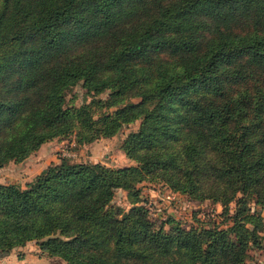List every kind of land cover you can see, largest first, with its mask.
Listing matches in <instances>:
<instances>
[{"label":"trees","instance_id":"1","mask_svg":"<svg viewBox=\"0 0 264 264\" xmlns=\"http://www.w3.org/2000/svg\"><path fill=\"white\" fill-rule=\"evenodd\" d=\"M80 83L92 100L69 104ZM137 120L121 145L132 165L63 158L26 187L0 183V252L37 241L69 264H244L262 246L250 204H264V0H0V168ZM148 179L224 213L235 202L232 224L167 230L138 205Z\"/></svg>","mask_w":264,"mask_h":264},{"label":"rangeland","instance_id":"2","mask_svg":"<svg viewBox=\"0 0 264 264\" xmlns=\"http://www.w3.org/2000/svg\"><path fill=\"white\" fill-rule=\"evenodd\" d=\"M107 93L97 95L105 98ZM92 94H88L82 83L73 87L68 92L69 104L80 106L92 100ZM141 121L124 125L121 130L109 138H100L92 143L79 144L75 135L67 139H55L49 145H43L37 152L20 162L11 161L5 167L0 168V183H17L26 187L35 177L50 164L58 163L63 158L72 162H101L111 167H126L134 164L130 160L121 145L129 133L138 130ZM140 190V202L149 211V215L158 225H165L167 230L171 224L166 223L172 218L184 227H196L201 224L204 227L228 228L232 224L230 215L235 211L236 203L230 204L229 213H224L223 206L213 200L200 202L189 198L187 195L172 191L169 186L159 180H145L137 184ZM129 197L128 191L118 189L112 204L116 208L128 211L134 203ZM250 213L259 224L258 233L261 236V247H251L244 264H264V204H250ZM253 227V225H249ZM0 264H69L66 259L58 255H52L43 251L37 241L27 242L23 246L14 248L5 254L0 252Z\"/></svg>","mask_w":264,"mask_h":264},{"label":"crops","instance_id":"3","mask_svg":"<svg viewBox=\"0 0 264 264\" xmlns=\"http://www.w3.org/2000/svg\"><path fill=\"white\" fill-rule=\"evenodd\" d=\"M52 143V142H51ZM51 143H47V144H44V145H49V144H51Z\"/></svg>","mask_w":264,"mask_h":264}]
</instances>
